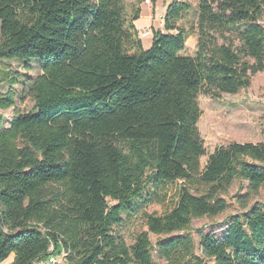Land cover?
I'll return each mask as SVG.
<instances>
[{
  "label": "trees",
  "instance_id": "trees-1",
  "mask_svg": "<svg viewBox=\"0 0 264 264\" xmlns=\"http://www.w3.org/2000/svg\"><path fill=\"white\" fill-rule=\"evenodd\" d=\"M194 1L195 23L178 24L190 0L171 2L145 50L125 0H0V84L17 82L2 62L40 70L23 89L33 110L8 126L0 114V264H264L263 204L200 235V256L187 233L227 209L235 181L264 188V142L218 146L201 167L197 127L200 94L235 95L264 72V0ZM14 100L0 93V110ZM173 184L170 209L146 213ZM139 213L148 231L128 246L118 229Z\"/></svg>",
  "mask_w": 264,
  "mask_h": 264
},
{
  "label": "rangeland",
  "instance_id": "rangeland-1",
  "mask_svg": "<svg viewBox=\"0 0 264 264\" xmlns=\"http://www.w3.org/2000/svg\"><path fill=\"white\" fill-rule=\"evenodd\" d=\"M125 0L127 10L139 6L141 9V19L136 27L143 49L151 46L152 33L163 31V17L165 8L173 1L180 0ZM191 12L179 22V26L188 29L195 23L197 4L194 0ZM259 23L264 27V15ZM196 36L191 35L186 39L184 56H192L196 50ZM6 70H10L17 77V82L12 87L6 82L0 84V93H6L9 89L15 94L14 106L8 110H0L4 116V125L8 126L11 118L17 113H28L33 110L34 102L23 91L29 85L25 81L28 78L33 81L40 75V70L36 62L30 63V70H26L22 62L8 61L2 62ZM8 68V69H7ZM4 69V70H5ZM201 116L197 127L204 143L206 156L200 159V165L206 164L208 155L218 146H226L231 143H253L264 142V72H259L251 76L250 86L240 90L235 95L222 94L218 100H214L207 95L200 94L197 98ZM175 185L170 186L168 201L165 204L151 203L145 208L148 214L163 215L171 207V200L174 199ZM227 203V209L215 217H203L191 221L187 233L191 234L195 245V254L200 256L198 250L199 237L206 233H214L221 236L225 227L232 217H242L251 207L256 204L264 205V188L257 194L249 193L247 182L235 181L226 193L220 196ZM123 240L128 246L132 245L136 236L141 232H147V227L141 213L126 218L123 225L118 229ZM152 243L157 237L149 233ZM13 260V255L3 264H9ZM155 264H166L162 260L155 258ZM209 264L212 262L209 261Z\"/></svg>",
  "mask_w": 264,
  "mask_h": 264
},
{
  "label": "built area",
  "instance_id": "built-area-1",
  "mask_svg": "<svg viewBox=\"0 0 264 264\" xmlns=\"http://www.w3.org/2000/svg\"><path fill=\"white\" fill-rule=\"evenodd\" d=\"M146 4H150L149 0H145ZM65 253L63 252L59 257H49L44 261L37 262V264H65Z\"/></svg>",
  "mask_w": 264,
  "mask_h": 264
},
{
  "label": "crops",
  "instance_id": "crops-1",
  "mask_svg": "<svg viewBox=\"0 0 264 264\" xmlns=\"http://www.w3.org/2000/svg\"><path fill=\"white\" fill-rule=\"evenodd\" d=\"M141 19V17L139 18V20ZM139 20H137L135 23H134V25H135V27H136V24H137V22L139 21ZM136 29H137V27H136ZM138 31V30H137Z\"/></svg>",
  "mask_w": 264,
  "mask_h": 264
},
{
  "label": "water",
  "instance_id": "water-1",
  "mask_svg": "<svg viewBox=\"0 0 264 264\" xmlns=\"http://www.w3.org/2000/svg\"><path fill=\"white\" fill-rule=\"evenodd\" d=\"M10 264V263H9Z\"/></svg>",
  "mask_w": 264,
  "mask_h": 264
}]
</instances>
